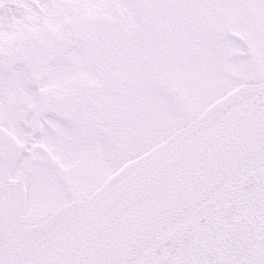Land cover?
<instances>
[{"label":"snow or ice","instance_id":"1","mask_svg":"<svg viewBox=\"0 0 264 264\" xmlns=\"http://www.w3.org/2000/svg\"><path fill=\"white\" fill-rule=\"evenodd\" d=\"M0 264H264V0H0Z\"/></svg>","mask_w":264,"mask_h":264}]
</instances>
